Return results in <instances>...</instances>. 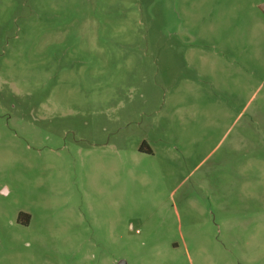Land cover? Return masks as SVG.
Masks as SVG:
<instances>
[{
	"label": "rangeland",
	"instance_id": "obj_1",
	"mask_svg": "<svg viewBox=\"0 0 264 264\" xmlns=\"http://www.w3.org/2000/svg\"><path fill=\"white\" fill-rule=\"evenodd\" d=\"M0 264H264V0H0Z\"/></svg>",
	"mask_w": 264,
	"mask_h": 264
},
{
	"label": "trees",
	"instance_id": "obj_2",
	"mask_svg": "<svg viewBox=\"0 0 264 264\" xmlns=\"http://www.w3.org/2000/svg\"><path fill=\"white\" fill-rule=\"evenodd\" d=\"M151 154V153H150Z\"/></svg>",
	"mask_w": 264,
	"mask_h": 264
}]
</instances>
